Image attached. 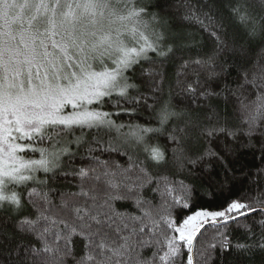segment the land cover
Segmentation results:
<instances>
[{
	"label": "snow or ice",
	"instance_id": "obj_1",
	"mask_svg": "<svg viewBox=\"0 0 264 264\" xmlns=\"http://www.w3.org/2000/svg\"><path fill=\"white\" fill-rule=\"evenodd\" d=\"M154 8L160 0H0V264L264 257L259 179L218 210H193L194 184L172 179L219 168L228 184L241 150L264 161V0L177 2L172 15L210 44ZM141 112L145 124L118 122ZM257 214L259 233L239 224ZM230 224L251 242L233 246Z\"/></svg>",
	"mask_w": 264,
	"mask_h": 264
},
{
	"label": "trees",
	"instance_id": "obj_2",
	"mask_svg": "<svg viewBox=\"0 0 264 264\" xmlns=\"http://www.w3.org/2000/svg\"><path fill=\"white\" fill-rule=\"evenodd\" d=\"M152 3H155L156 0H151ZM177 2L182 3L183 0H160L161 8L160 9H152L153 11H160L161 15L166 16L171 19L173 25L176 27H181L188 33H194L196 39L201 41L202 43L210 44L211 40L208 36V33L202 31L200 26L195 23H189L188 21H181L180 15H183L184 12L181 11L180 15H172L176 8ZM226 2V0H224ZM190 3L193 6H199L203 3V0H190ZM217 3H221V0H217ZM174 70L169 69V80H175ZM168 88V81L165 82V91ZM221 107L223 104L221 103ZM228 112L232 113V104L228 105ZM139 122L141 124H145L148 122V113L141 112L139 116H133L129 118L128 116H122L119 118V121L122 122ZM162 142V141H161ZM260 153L259 151L253 152L252 150H241L239 157L234 162V167L237 169L235 172V180L228 184H222L220 181L222 180V176L218 177L216 173L219 172V168L216 169V172L213 173L211 179L201 180L199 178L185 177L181 175H175L172 177L173 180H185L187 183L189 180L194 184L196 189V194L193 200V210L196 208H205L208 210H218L226 204L228 201L232 199L238 198L243 192H245L249 187L255 189L256 184L253 183L257 179H259L260 184L264 186V178L258 177V170L264 169V161L259 159ZM173 187L176 188V191L172 193L175 196H181L183 193L179 190V184H174ZM159 194L156 196V200L159 201ZM261 219L260 215L257 214L255 216H249L246 219H241L239 221L240 225L249 224L253 226L254 231L259 233L260 228L258 224H254V221H258ZM216 229L212 226H207V231L205 235L208 237L209 242H215L212 240V237L216 233ZM221 231H224L221 229ZM227 232L229 234L230 243L235 246L237 243H249L251 242V236L245 237L244 231L242 228H238L237 224H230ZM204 237H201L203 240ZM199 247V245H197ZM215 264H234L233 258L231 256H225L219 252V249L214 253ZM255 264H264V257L260 254L254 258ZM194 264H202L199 257L194 259Z\"/></svg>",
	"mask_w": 264,
	"mask_h": 264
}]
</instances>
